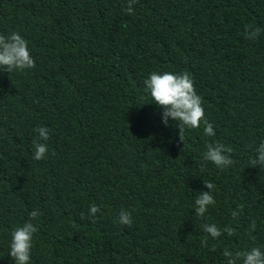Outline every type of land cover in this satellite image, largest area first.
Listing matches in <instances>:
<instances>
[{"label":"trees","instance_id":"trees-1","mask_svg":"<svg viewBox=\"0 0 264 264\" xmlns=\"http://www.w3.org/2000/svg\"><path fill=\"white\" fill-rule=\"evenodd\" d=\"M126 3L0 0V34L19 32L36 63L0 71V264H15L11 231L34 209L29 264H227L225 249L264 251V168L250 166L264 142V0H138L132 15ZM153 71L191 73L215 136L202 121L180 141L145 89ZM42 126L48 153L35 160ZM216 142L232 165L204 159ZM204 181L216 203L199 217ZM206 223L235 234L214 239Z\"/></svg>","mask_w":264,"mask_h":264},{"label":"clouds","instance_id":"clouds-1","mask_svg":"<svg viewBox=\"0 0 264 264\" xmlns=\"http://www.w3.org/2000/svg\"><path fill=\"white\" fill-rule=\"evenodd\" d=\"M138 0H127L125 11L134 14V5ZM261 28L253 27L251 24L245 25V38L255 40L259 37ZM36 63L32 57L28 41L19 33L11 32L7 36L0 34V71L11 73L15 71H24L25 69L35 68ZM146 91L152 97L153 102L163 109L162 119L165 125H168L169 118L179 122V139L185 143V128L196 129L204 124V134L206 136H215L213 124L204 119L205 110L202 104V97L197 93L194 80L191 73L184 71L182 73L173 72H157L153 71L149 77L144 80ZM145 104V103H144ZM144 104H137L143 106ZM38 136L33 141L35 160L44 159L48 153V144L45 143L49 139V130L47 127H37L34 129ZM233 149L226 147L223 143H207L204 159L211 161L218 168H225L234 163L232 159ZM256 156L251 159L250 166L260 165L264 168V142H261L255 149ZM55 155V152L52 153ZM208 191L199 192L195 199V215L203 217L208 211L209 206L215 205L216 200L212 195L215 184L211 181H204ZM242 210V206H239ZM100 212V208L95 203L89 206L88 215L92 218ZM42 215L39 209H34L29 213V220L22 226H16L11 231L10 256L15 264H29L31 258V249L33 236L38 232V227L32 223V220ZM81 219L85 218V214L81 212ZM238 212L233 210L232 216L236 217ZM119 222L124 225L131 226L132 212L130 210L121 209L119 213ZM256 229V222L253 220L250 225L249 235L251 239L256 237L252 232ZM203 230L210 234L212 238L217 239L226 232L228 236L235 234V229L228 225L221 230L216 224H204ZM201 245L207 247V238L201 240ZM215 251V246L212 247ZM223 255L227 258V264H237L238 260L242 264H264V251L260 247H252L250 250L237 251L235 254L231 250L225 249Z\"/></svg>","mask_w":264,"mask_h":264}]
</instances>
